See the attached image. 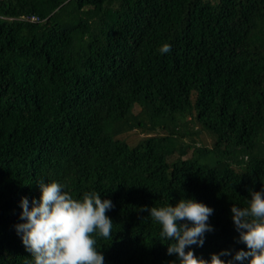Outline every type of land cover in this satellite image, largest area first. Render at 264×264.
<instances>
[{
	"label": "trees",
	"instance_id": "1",
	"mask_svg": "<svg viewBox=\"0 0 264 264\" xmlns=\"http://www.w3.org/2000/svg\"><path fill=\"white\" fill-rule=\"evenodd\" d=\"M38 181L112 202L104 264H176L143 209L188 198L213 210L196 257L246 250L230 208L264 190V0H0V264L31 260Z\"/></svg>",
	"mask_w": 264,
	"mask_h": 264
},
{
	"label": "clouds",
	"instance_id": "2",
	"mask_svg": "<svg viewBox=\"0 0 264 264\" xmlns=\"http://www.w3.org/2000/svg\"><path fill=\"white\" fill-rule=\"evenodd\" d=\"M171 50L163 44L162 53ZM39 200L31 206L21 198L20 218L16 226L25 250L30 254L28 264H104L98 250V239L109 245L114 237V223L106 213L113 204L101 199L95 191L85 192L81 198L64 190L65 185L52 181L36 183ZM251 199L246 207L235 204L230 208L232 222L239 233V242L246 250L232 254L223 250L211 254L210 260L196 257L192 246H203L206 232L213 231L208 223L213 210L192 198L180 199L175 206L143 209L159 226V236L167 244V254L176 256V264H264V190H249ZM221 256H231L225 261Z\"/></svg>",
	"mask_w": 264,
	"mask_h": 264
},
{
	"label": "rangeland",
	"instance_id": "3",
	"mask_svg": "<svg viewBox=\"0 0 264 264\" xmlns=\"http://www.w3.org/2000/svg\"><path fill=\"white\" fill-rule=\"evenodd\" d=\"M144 134L143 133H132L131 135H128L127 136V139L129 140V141H131V142H134V141H136V139H138V138H140V137H142ZM207 137V136H206ZM205 137V138H206ZM207 140H208V138H206Z\"/></svg>",
	"mask_w": 264,
	"mask_h": 264
}]
</instances>
